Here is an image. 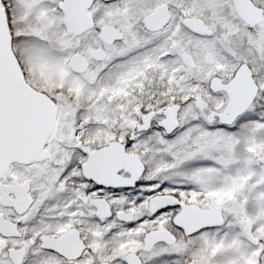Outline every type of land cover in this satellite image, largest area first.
<instances>
[{
  "label": "snow or ice",
  "instance_id": "1",
  "mask_svg": "<svg viewBox=\"0 0 264 264\" xmlns=\"http://www.w3.org/2000/svg\"><path fill=\"white\" fill-rule=\"evenodd\" d=\"M0 264H264V0H0Z\"/></svg>",
  "mask_w": 264,
  "mask_h": 264
}]
</instances>
